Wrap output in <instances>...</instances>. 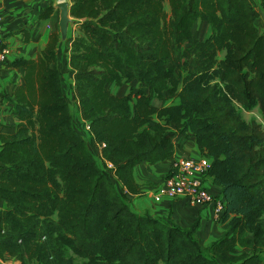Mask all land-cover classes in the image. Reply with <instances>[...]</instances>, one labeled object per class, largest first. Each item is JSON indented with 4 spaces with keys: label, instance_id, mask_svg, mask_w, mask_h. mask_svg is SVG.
<instances>
[{
    "label": "trees",
    "instance_id": "trees-1",
    "mask_svg": "<svg viewBox=\"0 0 264 264\" xmlns=\"http://www.w3.org/2000/svg\"><path fill=\"white\" fill-rule=\"evenodd\" d=\"M51 12L48 5L37 17ZM69 12L78 25L68 49L72 91L90 138L74 127L52 33L35 58L9 63L23 69L24 83L7 96L14 131L0 134V257L20 264H264V130L235 106L256 104L264 122V35L252 1L72 0ZM199 19L211 31L203 39L193 35ZM131 82L137 87L125 95L110 89ZM177 134L210 159L206 178L221 188L220 220L229 226L206 248L196 222L181 228L132 212L93 152L102 144L101 158L137 193L133 168L169 159Z\"/></svg>",
    "mask_w": 264,
    "mask_h": 264
},
{
    "label": "crops",
    "instance_id": "crops-1",
    "mask_svg": "<svg viewBox=\"0 0 264 264\" xmlns=\"http://www.w3.org/2000/svg\"><path fill=\"white\" fill-rule=\"evenodd\" d=\"M62 2H67L70 6L72 0H0L3 30L10 45L8 61L0 64V134L14 131L17 119L14 104L7 96H10L15 87L24 83L23 69L13 67L9 63L21 57L35 58L45 49L49 36L57 33L59 39L55 49L56 66L61 75L62 90L73 116L74 127L84 135L85 139L90 138L89 130L85 128V121L80 117L78 104L73 95L74 79L68 63V49L72 39L78 33V25L76 20L69 16L66 31L60 30L59 4ZM48 5L52 6L50 15L46 18H38V14ZM210 32V27L206 22L199 19L194 24L193 35L196 38H206ZM132 86L137 87V83L131 82L121 86L112 84L110 89L117 95H125ZM113 87L116 89L113 90ZM101 147L102 144H97L93 148L96 161L100 166H105L107 175L116 190L125 194L132 212L147 214L181 228H189L196 222L195 237L202 248H206L210 242L217 240L228 230V220L216 219L211 204H197L185 199L168 197H163L160 201L154 200L153 193L161 184L175 159L198 158L202 155L193 140L177 134L174 137L173 154L169 159L154 164L145 161L138 163L133 168V179L138 186L137 193L127 191L117 179L110 163L101 158ZM205 184L210 192L223 199L221 188L216 181L207 177ZM3 208L4 203L0 199V209ZM0 264H20V262L14 261L9 254L5 253L3 257H0Z\"/></svg>",
    "mask_w": 264,
    "mask_h": 264
},
{
    "label": "built area",
    "instance_id": "built-area-1",
    "mask_svg": "<svg viewBox=\"0 0 264 264\" xmlns=\"http://www.w3.org/2000/svg\"><path fill=\"white\" fill-rule=\"evenodd\" d=\"M9 55L10 45L5 38L3 18L0 14V64L6 63ZM85 128L89 130V124L86 121ZM209 167L210 159L203 155L198 158L180 157L175 159L170 165L168 174L153 193L154 200L160 201L161 198L168 197L185 199L197 204H211L216 219H220L224 211V201L206 187V172Z\"/></svg>",
    "mask_w": 264,
    "mask_h": 264
},
{
    "label": "rangeland",
    "instance_id": "rangeland-1",
    "mask_svg": "<svg viewBox=\"0 0 264 264\" xmlns=\"http://www.w3.org/2000/svg\"><path fill=\"white\" fill-rule=\"evenodd\" d=\"M251 1H252V4L254 5L255 9L258 12V16L256 19V27H257L258 31L264 35V9L262 8V6L260 4V0H251ZM165 8L168 12L167 3H165ZM224 55H225V51L219 52L217 54V59L222 58ZM218 86L220 89H222L221 83L218 82ZM133 88H135V87H133ZM114 89H116V88L113 87V90ZM168 103H169L168 101L153 100V104L155 106H160V105H164V104H168ZM133 104H134V100L130 102L131 107L133 106ZM235 106H236L237 110L239 111V113L241 114L244 121L248 122L252 119L256 120L257 122H259L261 124V127L264 130V122L260 116L259 108L256 104H253L249 107H244L238 103H235ZM260 222L264 226V213L260 217ZM69 255H72V254L69 253ZM259 255L261 258H264V250H262ZM72 256H74V255H72ZM74 260L78 263L81 261V259L76 257V256H74ZM14 261H17V260L14 259Z\"/></svg>",
    "mask_w": 264,
    "mask_h": 264
},
{
    "label": "water",
    "instance_id": "water-1",
    "mask_svg": "<svg viewBox=\"0 0 264 264\" xmlns=\"http://www.w3.org/2000/svg\"><path fill=\"white\" fill-rule=\"evenodd\" d=\"M60 8V18H59V27L62 32H65L67 29V25L69 23V5L67 2H62L59 4Z\"/></svg>",
    "mask_w": 264,
    "mask_h": 264
}]
</instances>
